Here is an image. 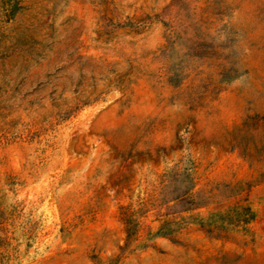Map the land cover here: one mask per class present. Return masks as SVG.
Masks as SVG:
<instances>
[{
    "label": "rangeland",
    "instance_id": "1",
    "mask_svg": "<svg viewBox=\"0 0 264 264\" xmlns=\"http://www.w3.org/2000/svg\"><path fill=\"white\" fill-rule=\"evenodd\" d=\"M0 264H264V0H0Z\"/></svg>",
    "mask_w": 264,
    "mask_h": 264
}]
</instances>
